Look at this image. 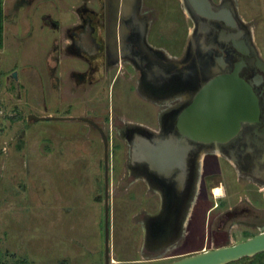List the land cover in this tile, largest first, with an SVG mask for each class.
<instances>
[{"label":"flooded vegetation","instance_id":"af4514ba","mask_svg":"<svg viewBox=\"0 0 264 264\" xmlns=\"http://www.w3.org/2000/svg\"><path fill=\"white\" fill-rule=\"evenodd\" d=\"M8 1L0 0V48L5 43L4 33L11 27L17 40L20 38L17 32L25 33L27 27L20 21L25 5L44 2L57 6L61 1L70 11L63 19L44 16L58 28H54L57 33L44 62L48 67V84H53L62 99L78 101L83 112L41 118L78 120L97 133L103 149L101 131L107 137L108 148L118 145L122 149L125 162L117 174L125 173L129 178L126 192L130 193L135 184L142 186V194L131 198L135 201L141 198L144 203L140 204L136 215L142 250L157 249L163 244L175 248L189 233L195 210L204 197L209 205L204 212V235L197 251L238 243L264 226V62L261 61L264 54L251 19L248 18L246 24L236 16L228 21L206 18L208 29L196 36L197 44L202 42L208 47L202 50L196 44L195 55L207 58L208 63H212L211 71L232 74L238 70V74L251 83L259 105L257 120L243 122L238 133L228 140L201 142L183 135L178 127V115L197 89L194 74L179 82H167L173 71L168 60L187 54L189 29L186 28L176 52L156 42L152 36L154 23L167 11L161 10L158 0H12L13 5ZM73 57L77 58L76 62L72 61ZM183 66L188 67L182 64V70H189ZM12 76H16L15 73ZM120 76L133 82L134 90L153 105L149 119L115 117L107 108L104 110L103 105L99 104L98 108L94 98H98L95 94L100 90L93 94L97 86ZM163 144L171 147L166 150L168 156L176 154V164L172 162L173 166L166 173L160 172L167 169L164 165L147 161L144 149L138 152L141 145ZM216 188H222V194L216 195ZM178 195L183 200L181 220L179 226L172 229L164 221L165 210ZM244 257L245 262L248 261V257Z\"/></svg>","mask_w":264,"mask_h":264},{"label":"rangeland","instance_id":"374dc122","mask_svg":"<svg viewBox=\"0 0 264 264\" xmlns=\"http://www.w3.org/2000/svg\"><path fill=\"white\" fill-rule=\"evenodd\" d=\"M8 2L13 5L12 0ZM59 2L57 6L44 2L25 5L20 18L27 27L25 33L17 32V40L11 27L4 33L5 43L0 48L2 264H14L19 259H26L28 264H104V198L96 199L105 189L103 144L96 132L78 120L41 118L83 112L78 101L62 99L53 84H48L44 56L57 33L54 28H58L44 16L63 19L69 15ZM158 5L167 11L154 23L152 36L176 52L186 28L192 32V20L180 0H158ZM236 6L246 24L248 18L252 20L264 54V0H236ZM98 89L100 93L95 94ZM93 94L98 97L94 98L98 108L103 105L113 113L111 116L144 121L154 110L134 90V83L121 76L99 84ZM121 152L118 145L109 148L110 264H161L196 252L202 244L204 212L209 205L205 197L195 210L189 233L175 248L163 244L142 250L136 215L143 200L131 199L142 194V186L135 184L130 193L126 192L129 178L125 173L117 174L125 162ZM259 253L264 259V251Z\"/></svg>","mask_w":264,"mask_h":264},{"label":"water","instance_id":"95a60500","mask_svg":"<svg viewBox=\"0 0 264 264\" xmlns=\"http://www.w3.org/2000/svg\"><path fill=\"white\" fill-rule=\"evenodd\" d=\"M184 10L192 20V32L188 33L189 46L185 57L178 56L168 60L171 73L167 77V82H179L182 78H192L194 74V83L196 92L190 102L184 107L182 113L178 115V127L183 135L192 140L201 142L217 141L223 143L230 136L238 133L243 122H254L258 118L259 105L256 99L254 89L247 80L234 70L232 74L217 73L208 63L207 58L197 57L195 52L200 47L206 50L208 46L203 43L195 42L197 34L202 30H207L206 18L215 20L226 19L233 20V17H240L236 0H221L220 3H214L213 0H180ZM243 23L244 19L239 18ZM191 39V40H190ZM190 40V42H189ZM251 40V38H250ZM198 47H197V45ZM154 51V50H153ZM156 53V51H154ZM258 54V53H257ZM259 57V55H258ZM264 62V60L261 59ZM186 64L188 67L181 65ZM192 69V70H191ZM192 71L191 74L188 72ZM209 71V73H208ZM204 82L198 83V80ZM160 82V81H159ZM166 82V81H165ZM52 118V117H51ZM104 142V169H105V189H104V264H110L109 247V181H108V158L109 148L106 135L101 131ZM165 146V147H164ZM145 150L144 154L147 161L164 165L165 168L160 172L166 173L176 164V154L166 153L165 144L154 147L141 145L138 148ZM135 154V152H134ZM163 166V167H164ZM180 182V179H179ZM180 195L177 200L169 202L170 207L166 208L164 221L170 228H177L181 220L182 206ZM264 251V226L254 235L238 243L224 245L204 250L196 251L192 254L172 259L161 264H228L239 260L241 257L253 256Z\"/></svg>","mask_w":264,"mask_h":264},{"label":"trees","instance_id":"16d2710c","mask_svg":"<svg viewBox=\"0 0 264 264\" xmlns=\"http://www.w3.org/2000/svg\"><path fill=\"white\" fill-rule=\"evenodd\" d=\"M96 199H103V195H96ZM245 257L240 258L237 261L230 262V264H264V259L262 256H260V253L253 256L248 257V261L245 262ZM4 264H7L6 262H3ZM2 264V262L0 263ZM14 264H28V261L26 259H19Z\"/></svg>","mask_w":264,"mask_h":264},{"label":"bare ground","instance_id":"6f19581e","mask_svg":"<svg viewBox=\"0 0 264 264\" xmlns=\"http://www.w3.org/2000/svg\"><path fill=\"white\" fill-rule=\"evenodd\" d=\"M262 66H264V64H262ZM215 193L216 195L222 194V188H216Z\"/></svg>","mask_w":264,"mask_h":264},{"label":"crops","instance_id":"0c3cea01","mask_svg":"<svg viewBox=\"0 0 264 264\" xmlns=\"http://www.w3.org/2000/svg\"><path fill=\"white\" fill-rule=\"evenodd\" d=\"M51 112H48V114H50ZM259 192H257L256 194H258ZM255 198H257V197H255Z\"/></svg>","mask_w":264,"mask_h":264}]
</instances>
